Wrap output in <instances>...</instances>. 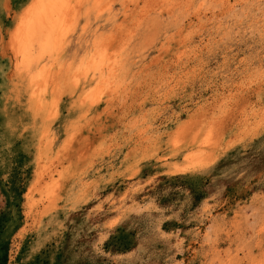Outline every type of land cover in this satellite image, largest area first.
I'll return each instance as SVG.
<instances>
[{"label":"rangeland","instance_id":"1","mask_svg":"<svg viewBox=\"0 0 264 264\" xmlns=\"http://www.w3.org/2000/svg\"><path fill=\"white\" fill-rule=\"evenodd\" d=\"M40 2L0 0V264H264V0Z\"/></svg>","mask_w":264,"mask_h":264},{"label":"bare ground","instance_id":"2","mask_svg":"<svg viewBox=\"0 0 264 264\" xmlns=\"http://www.w3.org/2000/svg\"><path fill=\"white\" fill-rule=\"evenodd\" d=\"M62 1L63 0H50V2L48 1V3L45 4V2L41 0L40 6L37 7V9L31 8V10L34 9L35 11H33L29 19H26V26L25 28L23 27L26 32L25 34L30 36L37 35V32L44 29L47 23L52 21L55 16H61L62 7L60 2L62 3ZM34 99H36V96Z\"/></svg>","mask_w":264,"mask_h":264}]
</instances>
